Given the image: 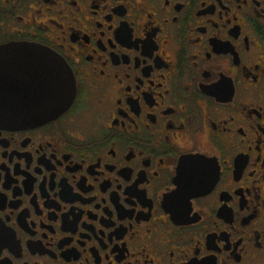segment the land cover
Returning a JSON list of instances; mask_svg holds the SVG:
<instances>
[{
    "label": "flooded vegetation",
    "instance_id": "1",
    "mask_svg": "<svg viewBox=\"0 0 264 264\" xmlns=\"http://www.w3.org/2000/svg\"><path fill=\"white\" fill-rule=\"evenodd\" d=\"M0 264H264V0H0Z\"/></svg>",
    "mask_w": 264,
    "mask_h": 264
},
{
    "label": "water",
    "instance_id": "2",
    "mask_svg": "<svg viewBox=\"0 0 264 264\" xmlns=\"http://www.w3.org/2000/svg\"><path fill=\"white\" fill-rule=\"evenodd\" d=\"M44 58L46 57L44 56ZM46 66L48 68L47 116L51 118L58 114L64 104L70 102L73 93L71 96L68 94L70 80L63 72L64 62L48 52Z\"/></svg>",
    "mask_w": 264,
    "mask_h": 264
}]
</instances>
